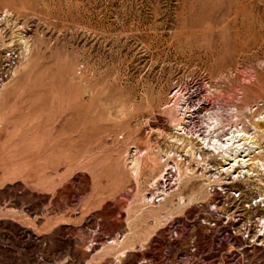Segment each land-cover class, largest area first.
<instances>
[{
	"label": "rangeland",
	"instance_id": "1",
	"mask_svg": "<svg viewBox=\"0 0 264 264\" xmlns=\"http://www.w3.org/2000/svg\"><path fill=\"white\" fill-rule=\"evenodd\" d=\"M182 92L264 126V0H0V264H264V171L173 146Z\"/></svg>",
	"mask_w": 264,
	"mask_h": 264
},
{
	"label": "bare ground",
	"instance_id": "2",
	"mask_svg": "<svg viewBox=\"0 0 264 264\" xmlns=\"http://www.w3.org/2000/svg\"><path fill=\"white\" fill-rule=\"evenodd\" d=\"M177 106L179 114L184 115L182 113L183 106H180L179 103ZM210 122L211 125L208 124L204 135L197 133L189 134L182 123H177L176 130L173 128L175 131L170 137L171 143L176 148H182L185 153H190L195 158L197 156L199 161L201 159L200 162L203 161L204 156L206 158H215L216 164L219 165L216 170L219 173L224 171L227 174L234 175L236 178H240L241 176L245 180L246 178L251 179L252 177H256L258 174L256 172L262 173L264 171V163L261 161L262 159L260 160L262 157L260 154L264 152V146H261L260 139V135L264 134V126H262L261 121L258 120L256 123L251 124L250 130L236 131H227L221 126L215 116L210 118ZM258 155H260V158ZM178 164L180 163L178 162ZM178 164L176 165L175 163L179 171V174H177L179 181L181 180V170ZM205 169L208 170L207 165ZM207 178L212 179V176H207ZM262 202L264 203V195L261 196L259 201L255 199L254 203L257 207ZM260 221H263L261 223V230L264 234V219Z\"/></svg>",
	"mask_w": 264,
	"mask_h": 264
},
{
	"label": "built area",
	"instance_id": "3",
	"mask_svg": "<svg viewBox=\"0 0 264 264\" xmlns=\"http://www.w3.org/2000/svg\"><path fill=\"white\" fill-rule=\"evenodd\" d=\"M183 99H184V104H181V105L183 106L182 113H184V115L182 114L183 118H182L181 123H182V125H184L186 132L189 134L190 133H197L199 135H204L205 132L207 131L208 124L211 125L210 118L213 117V114H211V112L209 110H206V106L203 105L201 100L197 98V95H191L188 98L182 92L180 100L182 101ZM203 116H204V118H206L205 121H208L207 124L205 123V127H202L201 125H199ZM218 120H219L221 126H223L224 128L227 127V125H225V121H223L221 119H218ZM236 121H238V120H236ZM231 128H234V129H231ZM231 128L228 129L227 131H229V130H233V131L246 130V126L244 124H241V122H240L239 126H235V127L231 126ZM213 172H215V173L213 175H211L212 178H216V177H218V175L221 176V174L218 171H213ZM215 175H217V176H215ZM236 179H238V178H236L234 175H229V181H234ZM209 191L211 193L215 192V187H213V186L210 187ZM235 196L239 197L240 194H237ZM257 200L259 201L260 199H257ZM254 202L252 203V206L256 207ZM263 204L264 203L262 202L259 205L263 206ZM259 223H260L259 226L261 228V221ZM260 237L263 238V246H264V234L261 233Z\"/></svg>",
	"mask_w": 264,
	"mask_h": 264
}]
</instances>
